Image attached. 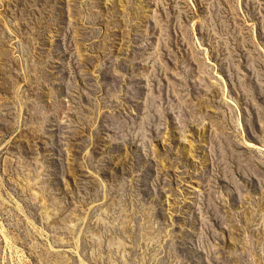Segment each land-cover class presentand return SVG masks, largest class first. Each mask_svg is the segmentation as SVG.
I'll return each mask as SVG.
<instances>
[{
    "label": "rangeland",
    "instance_id": "1",
    "mask_svg": "<svg viewBox=\"0 0 264 264\" xmlns=\"http://www.w3.org/2000/svg\"><path fill=\"white\" fill-rule=\"evenodd\" d=\"M0 264H264V0H0Z\"/></svg>",
    "mask_w": 264,
    "mask_h": 264
}]
</instances>
